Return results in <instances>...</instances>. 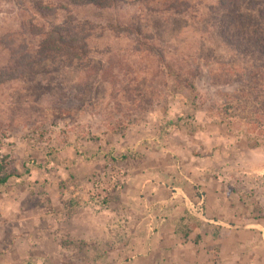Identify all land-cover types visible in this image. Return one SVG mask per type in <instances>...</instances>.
Masks as SVG:
<instances>
[{
  "label": "rangeland",
  "instance_id": "rangeland-1",
  "mask_svg": "<svg viewBox=\"0 0 264 264\" xmlns=\"http://www.w3.org/2000/svg\"><path fill=\"white\" fill-rule=\"evenodd\" d=\"M221 1L0 0V264H264V0Z\"/></svg>",
  "mask_w": 264,
  "mask_h": 264
},
{
  "label": "trees",
  "instance_id": "trees-1",
  "mask_svg": "<svg viewBox=\"0 0 264 264\" xmlns=\"http://www.w3.org/2000/svg\"><path fill=\"white\" fill-rule=\"evenodd\" d=\"M115 2L116 0H93V3L101 8L109 7L115 4ZM217 7L222 11L234 14L236 10H239L241 8V3L237 0H226L221 1V3ZM67 25V23L58 24L49 28L46 33H42V37L36 46L37 51L35 54L38 56L37 60L34 62L32 61V63L28 64L23 63V65H19L18 63H16L11 73H23L25 72V68L27 67L31 70V64H35L49 56L55 55V57H58L62 60L61 63H65L66 65L69 64V62H72L73 59L80 60L83 56H85L87 51L85 37L78 35L71 29V27ZM220 28L223 29L224 32L225 28L223 27V25H221ZM243 32L246 33L247 38H240L238 37L237 33H230V35L227 34L224 35V37L228 39L231 44H235L237 47H241L242 45L236 41V43H234L233 40L235 39L233 38H240V40H244L247 43L255 41L256 43L261 45L259 48L264 54V35L260 32H257L256 30ZM249 48L250 50H254L258 47L257 44L254 43L253 45L249 46ZM6 159H8L7 156H0L1 185L5 184L8 178H10L14 174L8 168L10 161H7Z\"/></svg>",
  "mask_w": 264,
  "mask_h": 264
},
{
  "label": "crops",
  "instance_id": "crops-1",
  "mask_svg": "<svg viewBox=\"0 0 264 264\" xmlns=\"http://www.w3.org/2000/svg\"><path fill=\"white\" fill-rule=\"evenodd\" d=\"M178 207V206H177ZM180 208H182L181 209V211L180 212H182V214H184L185 215V217H186V214H185V207L184 206H179ZM182 214L180 215V216H178V217H172V219L174 220V223H175V220H176V218L178 219V221H182L183 223H186V219H183V217H182ZM173 229V225H168V228H166V232L168 233V230H172ZM167 238L170 240L171 239V237L169 236V235H167ZM173 242L174 243H176L175 242V237H173ZM175 250H179V249H176L175 248ZM194 248H189V247H181V249H180V254L182 253V252H186V253H188L190 256H192L193 254H194ZM166 252V251H165ZM199 254H201L203 257L205 256V255H207V253H206V250H202V249H200L199 250ZM184 257H182V258H180V259H183ZM184 260V259H183Z\"/></svg>",
  "mask_w": 264,
  "mask_h": 264
}]
</instances>
